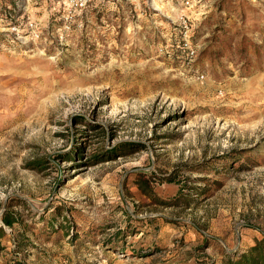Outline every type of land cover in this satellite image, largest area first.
<instances>
[{"label":"rangeland","instance_id":"rangeland-1","mask_svg":"<svg viewBox=\"0 0 264 264\" xmlns=\"http://www.w3.org/2000/svg\"><path fill=\"white\" fill-rule=\"evenodd\" d=\"M66 8L0 0V264H264V0Z\"/></svg>","mask_w":264,"mask_h":264},{"label":"trees","instance_id":"trees-1","mask_svg":"<svg viewBox=\"0 0 264 264\" xmlns=\"http://www.w3.org/2000/svg\"><path fill=\"white\" fill-rule=\"evenodd\" d=\"M120 147L124 148L126 146H125V144L120 145L118 147L115 146L114 148H112V152H116L117 149H119ZM107 153H110V152H107ZM119 153H121V152H119ZM113 155H116V154L113 153ZM117 155H121V154H117ZM16 221L17 220L14 217H12L11 214H8V213L4 214V216L2 217L3 224L8 226V227H13L16 224ZM3 235H4L3 228L0 227V239L3 237ZM254 249H256V246H254L253 250ZM252 262H253V260L249 259L247 254H242L236 260H228L227 264H253Z\"/></svg>","mask_w":264,"mask_h":264},{"label":"built area","instance_id":"built-area-1","mask_svg":"<svg viewBox=\"0 0 264 264\" xmlns=\"http://www.w3.org/2000/svg\"><path fill=\"white\" fill-rule=\"evenodd\" d=\"M92 1L93 0H66V17L73 20L75 13L81 12L83 9L89 6Z\"/></svg>","mask_w":264,"mask_h":264}]
</instances>
